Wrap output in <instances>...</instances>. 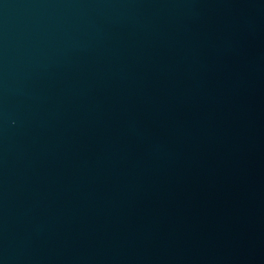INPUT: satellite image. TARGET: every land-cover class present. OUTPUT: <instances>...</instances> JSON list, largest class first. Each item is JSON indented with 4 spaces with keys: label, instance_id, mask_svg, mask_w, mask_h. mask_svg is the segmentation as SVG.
I'll return each instance as SVG.
<instances>
[{
    "label": "water",
    "instance_id": "obj_1",
    "mask_svg": "<svg viewBox=\"0 0 264 264\" xmlns=\"http://www.w3.org/2000/svg\"><path fill=\"white\" fill-rule=\"evenodd\" d=\"M0 264H264V0H0Z\"/></svg>",
    "mask_w": 264,
    "mask_h": 264
}]
</instances>
